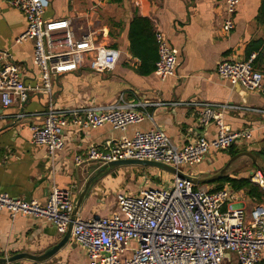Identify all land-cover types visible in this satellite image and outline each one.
<instances>
[{"label": "crops", "instance_id": "0c3cea01", "mask_svg": "<svg viewBox=\"0 0 264 264\" xmlns=\"http://www.w3.org/2000/svg\"><path fill=\"white\" fill-rule=\"evenodd\" d=\"M261 2L241 0L234 13V28L226 31L222 25L225 16L222 0H105L103 4L98 0H49L44 18H70L77 37L97 30V40L118 54L114 68L103 73L82 67L70 73L52 75L51 88L56 105L70 108L103 105L117 102L121 97L125 102L145 103L148 117L128 125L125 131L114 129L110 124L87 128L69 124L63 131L64 148L52 160L45 146L31 142L28 128L31 123H42L48 95L32 91L24 104L15 101L10 106H0V192L45 203L55 185L71 190L75 203L86 181L99 168L87 159L90 145L101 147L107 141L154 128L163 130L177 146L200 135L206 139L217 136L215 123L203 127L198 122L196 108L174 102H229L264 109V54L259 55L253 65L263 74L262 90H247L216 72V65L222 59L243 60L264 51ZM135 16L150 18L154 30L161 29L169 45L178 49L175 74L161 79L154 71L146 75L136 71L139 60L130 53L127 38L128 24ZM25 28L24 15L8 0H0V50L7 51L10 60L22 67L26 85H40L38 68L32 62L33 40L15 41ZM101 28L106 32L104 35ZM21 112L26 115L18 118L16 115ZM222 115L223 122L231 129L252 131V138L234 144L233 150L250 151L254 155L264 151V115L235 110H226ZM226 152L227 149H210L199 164H182L179 169L196 178L210 176L228 160ZM76 156L82 159L80 164H76ZM241 158L246 159L245 156ZM137 166L146 168L125 165L104 170L90 186L77 216L89 219L118 212V193L137 194L142 190L133 192L137 187L131 182L134 179L124 178L125 171ZM255 170L256 167L247 174ZM158 176L164 185H170L174 180L171 173L160 172ZM204 188L211 189L213 185L204 184ZM240 190L243 195L240 200L246 203V212H249L257 201L244 189ZM62 236L45 217L11 216L8 211L0 210L1 257L18 252L41 254ZM235 259L230 253L222 263L235 264ZM12 264H88V259L70 236L61 249L44 261L22 259ZM259 264H264V254Z\"/></svg>", "mask_w": 264, "mask_h": 264}, {"label": "built area", "instance_id": "2783aa9c", "mask_svg": "<svg viewBox=\"0 0 264 264\" xmlns=\"http://www.w3.org/2000/svg\"><path fill=\"white\" fill-rule=\"evenodd\" d=\"M240 1L222 0L225 15L222 25L226 31L234 28V13ZM8 2L25 17L26 28L15 41L33 40L32 62L38 68L41 84L26 85L22 67L10 60L7 51L0 50V106L7 107L15 101L24 104L32 91L48 95L42 123H31L28 128L31 142L45 146L52 160L64 148L63 131L69 124L84 128L110 124L125 131L128 125L148 117L145 103L125 102L121 97L111 104L57 106L52 95V75L82 67L103 73L114 68L118 54L97 40V30L77 37L70 18H44L49 0ZM98 2L103 4L105 0ZM101 32L106 33L104 28ZM154 34L157 43L154 72L164 79L175 74L178 49L169 45L161 29L155 28ZM254 57L253 53L243 60L222 59L216 72L247 90H262L263 74L253 66ZM173 104L196 108L198 122L203 127L215 123L217 136L206 139L200 135L177 146L159 128L138 130L101 147L90 145L87 159L97 168L120 159L154 160L178 169L182 164L194 166L210 149L226 150L252 138L251 130H233L226 125L222 118L224 111L264 115L262 108L229 102L189 100ZM25 115L21 112L16 116ZM75 162L80 164L82 159L76 156ZM249 179L264 190V176L258 169ZM241 192L229 182L212 190L174 175L170 185L145 187L137 194L118 193L119 211L111 215L89 219L77 216L72 222L71 237L85 251L88 264H221L230 253L235 255V264H259L264 254V202L254 203L246 212ZM73 207L72 191L55 185L45 203L0 192V210L11 216L45 217L60 235L68 228Z\"/></svg>", "mask_w": 264, "mask_h": 264}, {"label": "trees", "instance_id": "16d2710c", "mask_svg": "<svg viewBox=\"0 0 264 264\" xmlns=\"http://www.w3.org/2000/svg\"><path fill=\"white\" fill-rule=\"evenodd\" d=\"M113 1L119 2L121 0ZM260 12L261 17L264 13V0L261 2ZM127 38L129 40L130 53L133 57L139 60V65L136 71L143 75L154 71V63L157 59V43L151 19L145 16H135L128 24ZM256 46L257 45H255V47ZM263 54L264 51L258 53V55L253 59V65L257 63V59L259 58L258 56ZM232 146L227 149L229 157L238 153L237 150H233ZM262 153H264V151H262ZM252 164L255 166L253 162ZM262 170L264 172L263 168ZM249 175L250 174L226 173L220 179L209 182L208 185L212 184L213 188L211 189L218 190L222 188L226 182H229L233 189H244L249 197L254 198L257 202H263L264 190L258 184L251 182Z\"/></svg>", "mask_w": 264, "mask_h": 264}, {"label": "water", "instance_id": "95a60500", "mask_svg": "<svg viewBox=\"0 0 264 264\" xmlns=\"http://www.w3.org/2000/svg\"><path fill=\"white\" fill-rule=\"evenodd\" d=\"M242 156H246V157L250 158L254 164H256V163L258 164L257 158L252 152L241 151V152H238L235 155H233L219 171H217L216 173H214L210 176L203 177V178L193 177L191 175L185 174L182 170H180L176 167L167 165V164L162 163V162L154 161V160L120 159L117 161L108 162V163L100 166L98 168V170L95 172L94 176H91L86 181L85 185L83 186L82 190L79 193L77 200L74 203V207H73V210L71 212L70 222L68 224V228H67L66 232L63 234V236L61 237V239L56 244H54L51 248L45 250L44 252H42L41 254H38V255L33 254V253H29V252H18V253H14L10 256H2V257L0 256V263L12 264V263L19 261V260H22V259L32 261V262H41V261H44L47 258H49L54 253H56L59 249H61V247L65 245V243L69 240V238L71 236L72 222L77 217L78 210H79L81 203L84 200L87 192L89 191L90 186L92 185V183L94 182L96 177L100 176L103 173V171L108 169V168L110 169L113 167L125 166V165L150 166V167L159 168L161 170H164V171L171 173L173 175H176L178 177L191 180L195 185H204V184H208L209 182H212L214 180L220 179L223 175L226 174L229 165L234 160H236L237 158L242 157ZM94 167H96V165H94ZM256 167L264 176V172H263L261 166H259V164H258Z\"/></svg>", "mask_w": 264, "mask_h": 264}, {"label": "rangeland", "instance_id": "374dc122", "mask_svg": "<svg viewBox=\"0 0 264 264\" xmlns=\"http://www.w3.org/2000/svg\"><path fill=\"white\" fill-rule=\"evenodd\" d=\"M53 78H54V76L51 77V79H53ZM62 81H63V79L60 80V82H62ZM208 154H209V151H207L204 154V157L207 156ZM226 154H227V152H226ZM255 154H256L255 156L257 158L258 164L260 166H263L262 168L264 169V153H257L256 152ZM230 158L231 157H229L228 160ZM227 161L225 162V164L227 163ZM225 164H223V166ZM258 164L256 163L255 166H257ZM255 166H253L251 160L248 157H246V159H244V161L242 160L241 157H239L229 165L226 173H229V174L230 173L247 174L248 173L247 171H249L250 169L254 170ZM144 167H146V168L144 169V168L137 166V167H134L135 169H128V171L124 172L125 180H127L129 178H133L134 181H131V182L134 183L133 185H135V186L137 185L136 190L133 192H136L137 190L143 189L146 186H159L162 184L164 185V183H165L158 176V173H160V172L168 173V172L161 170L159 168H154V167H150V166H144ZM182 167H183L182 165L179 166V168H182ZM138 177H140V179H137ZM200 186L204 187V185H200Z\"/></svg>", "mask_w": 264, "mask_h": 264}]
</instances>
